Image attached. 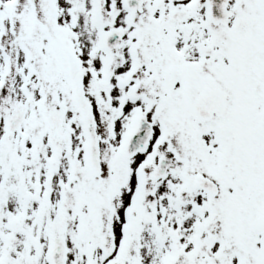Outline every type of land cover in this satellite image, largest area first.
<instances>
[{"label": "snow or ice", "instance_id": "obj_1", "mask_svg": "<svg viewBox=\"0 0 264 264\" xmlns=\"http://www.w3.org/2000/svg\"><path fill=\"white\" fill-rule=\"evenodd\" d=\"M0 264H264V0H0Z\"/></svg>", "mask_w": 264, "mask_h": 264}]
</instances>
